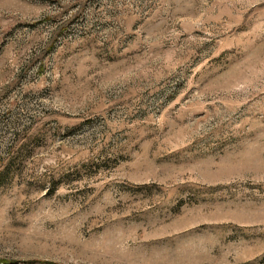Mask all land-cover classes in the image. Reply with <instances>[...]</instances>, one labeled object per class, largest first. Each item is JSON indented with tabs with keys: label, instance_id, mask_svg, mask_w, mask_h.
<instances>
[{
	"label": "rangeland",
	"instance_id": "rangeland-1",
	"mask_svg": "<svg viewBox=\"0 0 264 264\" xmlns=\"http://www.w3.org/2000/svg\"><path fill=\"white\" fill-rule=\"evenodd\" d=\"M264 264V0H0V263Z\"/></svg>",
	"mask_w": 264,
	"mask_h": 264
},
{
	"label": "trees",
	"instance_id": "trees-1",
	"mask_svg": "<svg viewBox=\"0 0 264 264\" xmlns=\"http://www.w3.org/2000/svg\"><path fill=\"white\" fill-rule=\"evenodd\" d=\"M0 264H18V263L12 262V263H0Z\"/></svg>",
	"mask_w": 264,
	"mask_h": 264
}]
</instances>
